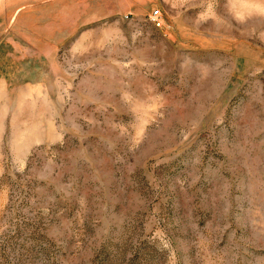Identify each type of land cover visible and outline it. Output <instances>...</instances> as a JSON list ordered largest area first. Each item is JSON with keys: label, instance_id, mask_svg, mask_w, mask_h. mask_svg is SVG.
<instances>
[{"label": "rangeland", "instance_id": "1", "mask_svg": "<svg viewBox=\"0 0 264 264\" xmlns=\"http://www.w3.org/2000/svg\"><path fill=\"white\" fill-rule=\"evenodd\" d=\"M0 78V264H264V0H0Z\"/></svg>", "mask_w": 264, "mask_h": 264}, {"label": "crops", "instance_id": "2", "mask_svg": "<svg viewBox=\"0 0 264 264\" xmlns=\"http://www.w3.org/2000/svg\"><path fill=\"white\" fill-rule=\"evenodd\" d=\"M8 89H10L8 82L6 80H3L2 78H0V99L7 96V94L5 93V90H8ZM0 117H9V115L8 116L2 115Z\"/></svg>", "mask_w": 264, "mask_h": 264}, {"label": "built area", "instance_id": "3", "mask_svg": "<svg viewBox=\"0 0 264 264\" xmlns=\"http://www.w3.org/2000/svg\"><path fill=\"white\" fill-rule=\"evenodd\" d=\"M152 19L155 22L157 27L162 26V20H161V15H160L159 11H154V13L152 15Z\"/></svg>", "mask_w": 264, "mask_h": 264}]
</instances>
